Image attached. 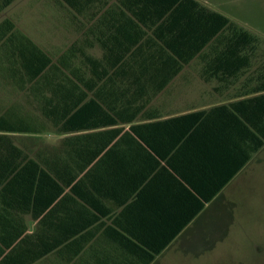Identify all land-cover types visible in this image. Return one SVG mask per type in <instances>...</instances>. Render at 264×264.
I'll list each match as a JSON object with an SVG mask.
<instances>
[{
  "label": "crops",
  "instance_id": "1",
  "mask_svg": "<svg viewBox=\"0 0 264 264\" xmlns=\"http://www.w3.org/2000/svg\"><path fill=\"white\" fill-rule=\"evenodd\" d=\"M217 2L0 0V264L196 263L227 239L264 171V41L235 57Z\"/></svg>",
  "mask_w": 264,
  "mask_h": 264
},
{
  "label": "rangeland",
  "instance_id": "2",
  "mask_svg": "<svg viewBox=\"0 0 264 264\" xmlns=\"http://www.w3.org/2000/svg\"><path fill=\"white\" fill-rule=\"evenodd\" d=\"M215 5L264 41V0H218ZM251 183L250 189L236 193L235 225L227 239L196 263L183 258L178 264H264V171L252 177Z\"/></svg>",
  "mask_w": 264,
  "mask_h": 264
},
{
  "label": "trees",
  "instance_id": "3",
  "mask_svg": "<svg viewBox=\"0 0 264 264\" xmlns=\"http://www.w3.org/2000/svg\"><path fill=\"white\" fill-rule=\"evenodd\" d=\"M214 15L220 19L219 32H221V35L219 37V41H223L224 37L229 35L231 37L230 41L236 44V47L234 48L235 50L233 52L235 57L241 56L240 54L243 52L244 47L246 48V51H249V45L251 47V53H255L257 51L256 45H258V43L261 41L257 35L245 30L237 23H230V20L223 15L217 13H214ZM255 100L260 101L262 104L261 107H264V97H258ZM248 122L251 125L250 132L252 135V141L257 146L255 150H259L264 146V112L258 113V115L253 114L252 119Z\"/></svg>",
  "mask_w": 264,
  "mask_h": 264
}]
</instances>
